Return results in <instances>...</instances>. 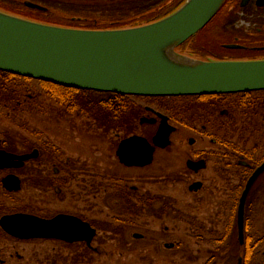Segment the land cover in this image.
Instances as JSON below:
<instances>
[{
	"label": "flooded vegetation",
	"instance_id": "flooded-vegetation-1",
	"mask_svg": "<svg viewBox=\"0 0 264 264\" xmlns=\"http://www.w3.org/2000/svg\"><path fill=\"white\" fill-rule=\"evenodd\" d=\"M111 1L122 6L102 8L106 17L98 27L73 16L78 27L72 28L150 24L181 0ZM55 4L0 0V9L29 11L34 15L22 16L53 24L43 17ZM130 4L142 11L126 8ZM203 32L208 46H192L197 55L264 60V0H227L180 51L195 46ZM42 99L34 100L35 114L0 113V264H104L105 247L145 248L153 256L149 264H166L162 246L174 251L176 264H264V169L256 175L264 167L263 92L124 96L132 106L122 126L101 114L56 112L54 106L45 112ZM28 117L34 128L24 121ZM7 120L16 128L8 129ZM163 123L173 128L164 147L154 142ZM135 137L122 153L129 165L119 151ZM168 216L176 221L175 242L161 240L169 227L151 225ZM141 218L145 234L138 229L129 239Z\"/></svg>",
	"mask_w": 264,
	"mask_h": 264
},
{
	"label": "water",
	"instance_id": "water-1",
	"mask_svg": "<svg viewBox=\"0 0 264 264\" xmlns=\"http://www.w3.org/2000/svg\"><path fill=\"white\" fill-rule=\"evenodd\" d=\"M226 1L186 0L159 21L113 30L56 26L0 11V71L122 96L200 97L264 91V60L201 59L177 51L211 22ZM172 131L163 123L155 144L167 146ZM139 139L125 141L119 151L129 165L132 162L122 153Z\"/></svg>",
	"mask_w": 264,
	"mask_h": 264
},
{
	"label": "trees",
	"instance_id": "trees-1",
	"mask_svg": "<svg viewBox=\"0 0 264 264\" xmlns=\"http://www.w3.org/2000/svg\"><path fill=\"white\" fill-rule=\"evenodd\" d=\"M75 1L76 0H71L70 3H68L70 8H72L71 5ZM185 1L186 0H181L179 2H176L174 5H168L166 10L162 9L159 11L158 15L155 16L157 17L156 19H163L166 16L172 14L177 9H179L185 3ZM102 3L106 2H101V0H94L92 2L87 1V3H82L84 7H82V5L80 7L83 8L80 9L79 13L81 14L72 15V13H74L73 10V12L67 11V13H70V17L67 18L72 21L71 24L74 23L73 25H78V22L74 21L72 17H81L77 18L76 20H85L89 23V25L87 24L86 27L96 28L100 25L102 21H104V17H106L103 13H101L105 11L102 10L101 7L109 5ZM69 6L64 1H59L56 2L53 8L62 9ZM136 10L139 9L136 8ZM139 11L141 12L142 10ZM150 17L154 18L153 15H151ZM109 20H106L105 22H109ZM53 24L58 26L64 25L60 22H53ZM65 26L72 27L68 24H65ZM16 79L24 81L31 80L0 71V112L8 111L18 113V111L21 109L20 104H23L26 100V98H24V95H26L27 93H25L24 86ZM40 84L46 91L48 97L57 100L67 112L87 113L93 117H95L96 114H101L105 122H110V124L117 122L121 123V126L123 122L128 120L129 112H131L130 109L132 105L130 103H126L125 100H122V98L124 97L122 95L76 90L47 82H40ZM27 102L28 101H26L25 103L27 104ZM29 103L30 102H28V104ZM30 106L31 104L25 107L31 108Z\"/></svg>",
	"mask_w": 264,
	"mask_h": 264
},
{
	"label": "rangeland",
	"instance_id": "rangeland-1",
	"mask_svg": "<svg viewBox=\"0 0 264 264\" xmlns=\"http://www.w3.org/2000/svg\"><path fill=\"white\" fill-rule=\"evenodd\" d=\"M56 2H59V1H64V0H55ZM73 1V0H72ZM87 1H94V0H76L74 3H72L71 7L73 8H70L69 4L65 3L69 6V7H66V8H62V9H51L50 13L48 16L46 17H43L44 20H47L49 22H60L61 24H64V25H60V26H63V27H67L65 26V24H68L69 26H72V27H78L77 25H73L71 24L72 21H70L67 17H70V13H67V11H74V13H72V15H79L81 13L80 12V9H83V8H80L81 5L82 7H84V5L82 3H87ZM103 2V1H101ZM70 3V2H69ZM97 4H100V3H97ZM102 4H109V5H106L104 7H101L102 8H109V7H121L122 5H118L114 2H112L111 0L110 1H107L106 3H102ZM138 8L140 7L139 5H129V6H126V8ZM9 9H13V8H9ZM15 10V9H13ZM0 11L2 12H6V13H9V14H12V15H16L14 13H11V12H8V11H4L2 9H0ZM16 11L21 14V15H16L18 17H22V18H26L23 15H25L27 13V15H34L33 13H28L29 11L25 12L24 10H20V9H16ZM72 11V12H73ZM25 15V16H27ZM31 16V15H30ZM36 17H38L36 14H35ZM29 19V18H27ZM31 20V19H30ZM35 21V20H33ZM39 22V21H37ZM47 24H50V23H47ZM51 25H54V24H51ZM57 26V25H56ZM137 27V26H136ZM205 32H203L199 37H198V40H197V44H194L192 43L191 45H189V47L185 46L184 47V52H181L180 50L181 49H178L177 51L180 53V54H183V55H187V56H195L197 58H201V59H207V57L205 56H200V55H197L196 53L190 51V49H192V46L194 48H197V49H201L200 45H204V46H208V42H209V37L207 35H204ZM188 48V49H187ZM202 50V49H201ZM209 59V58H208ZM213 59V58H211ZM18 82L22 83V85L24 86V90H25V93H27L26 95H24V98H26V101L30 102L29 104L27 103V105H30L31 104V108H28V107H24L21 108L18 113H25V114H35V112H37V109H34L35 107H37L38 104H36L34 102L35 98L37 97H42V105L45 109V112H53L54 111V108L53 106L56 108V112H63V113H67V111H65V108L64 107H60L58 106L57 104H55L56 102L58 103L57 100H55V103L54 101H50L48 100L47 98L48 95L46 93V91L44 90V88L42 87V85L40 84V81H37V80H30V81H24V80H20V79H16ZM23 98V100H24ZM32 98V99H31ZM51 99V98H50ZM53 100V99H51ZM26 105V106H27ZM23 106V105H22ZM38 108V107H37ZM1 114H9V113H12L14 114V112H8V111H5V112H0ZM17 113V112H16ZM5 116H3L4 118ZM29 119H25L24 121L29 125L30 128H34L33 126V120H32V117H28ZM12 123L10 120H7V128L8 129H15L16 127H13L12 126ZM18 128V127H17ZM54 128H57V127H52V129ZM60 128H66V125L60 127ZM178 189V190H177ZM180 188L179 187H176V190L174 191H177L179 192ZM171 192V191H170ZM173 194L175 195V192H173ZM135 224L139 227H135L133 228L132 230H129V233L127 234L129 239H132L131 238V235L133 233V231L135 232L136 230H142L141 234H145V231H146V222L144 221L143 218L141 219H136L135 220ZM152 227L154 230H164V228L167 226L169 227V233L167 234L168 236L167 237H164V238H161V240H163L164 242H175V230H176V221H175V218L174 217H171V216H168V217H165L163 220L161 221H153L152 220V223H151ZM152 232H155V231H152ZM154 234V233H153ZM159 234V233H157ZM163 253L165 252V255L164 256V259H166V264H176V261H175V253L174 251H166L164 249V247L162 246V249ZM150 256V257H149ZM149 258H153V256L149 255V252L147 249L145 248H140V249H133V250H128V249H116L115 247H105L103 249V263L104 264H149ZM157 259V258H156ZM165 261V260H164ZM152 264H164V262L162 260H155L153 259L152 260ZM184 264H190V263H185Z\"/></svg>",
	"mask_w": 264,
	"mask_h": 264
}]
</instances>
